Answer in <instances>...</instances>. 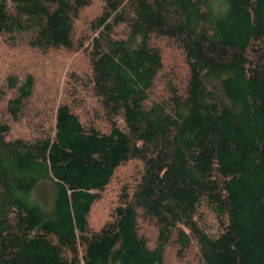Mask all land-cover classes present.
I'll return each mask as SVG.
<instances>
[{"label":"trees","instance_id":"obj_1","mask_svg":"<svg viewBox=\"0 0 264 264\" xmlns=\"http://www.w3.org/2000/svg\"><path fill=\"white\" fill-rule=\"evenodd\" d=\"M92 2L0 0L10 48L87 57L48 116L27 118L33 73L5 77L0 264H163L171 242L177 255L195 247L198 264H264V0H100L79 44ZM163 42L183 57L178 83ZM24 120L28 133L15 134ZM133 161L108 218L90 226ZM41 184L52 186L48 205L33 195ZM140 221L155 226L154 243Z\"/></svg>","mask_w":264,"mask_h":264},{"label":"rangeland","instance_id":"obj_2","mask_svg":"<svg viewBox=\"0 0 264 264\" xmlns=\"http://www.w3.org/2000/svg\"><path fill=\"white\" fill-rule=\"evenodd\" d=\"M101 8L100 0H93L92 4L83 12L81 20L77 24V35H81L79 38V44L85 41L83 35L88 34L87 23L92 17L99 12ZM163 65L164 70L172 69L175 81L178 83L179 78H183L185 73V63L182 55L175 48L168 47L163 42L162 45ZM49 57V56H48ZM50 58L52 61H44L41 55L35 51L27 50L26 48H10L2 37H0V94L6 92L5 86L6 75L13 73L15 75L23 77L24 74L33 73L36 77V87L29 102L28 119H30V113L40 112L48 116L52 108L61 100L66 99L65 93V81L71 71L80 73L81 69H85L87 66V57L83 52V49L75 50L64 55L53 53ZM42 61V63H41ZM60 62L59 64L57 62ZM57 63V64H55ZM80 67V69H79ZM170 75H172L170 73ZM160 75L154 83L152 89V95L158 98L162 93H165L162 88V82L160 81ZM9 95V92L7 96ZM2 102H0L1 104ZM90 107V106H89ZM35 119V116L32 117ZM27 121V120H26ZM22 121L21 123L13 127L15 134H26L31 128L30 125ZM139 168V163L133 161L124 167L118 169L112 183L105 190L102 199L94 204L91 213L89 215V224L92 227H96L104 222L109 215V211L116 202L117 191L119 189V183L130 181L136 170ZM52 186L49 184H41L36 187L33 195L34 197L48 205L51 202ZM205 221L209 232L217 233L219 226L215 219V214L210 211L206 212ZM142 233L148 239L150 243H154L157 238V231L155 226L151 222L140 221ZM168 243L165 247V257L163 264H198V253L195 247H191L183 254L177 255V248L175 245Z\"/></svg>","mask_w":264,"mask_h":264}]
</instances>
